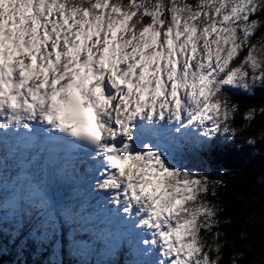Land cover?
Returning <instances> with one entry per match:
<instances>
[{"label":"snow or ice","instance_id":"snow-or-ice-1","mask_svg":"<svg viewBox=\"0 0 264 264\" xmlns=\"http://www.w3.org/2000/svg\"><path fill=\"white\" fill-rule=\"evenodd\" d=\"M261 87L264 0H0V235L29 224L49 264L65 229L75 264H221L220 181L178 155L233 139L229 92Z\"/></svg>","mask_w":264,"mask_h":264},{"label":"trees","instance_id":"trees-1","mask_svg":"<svg viewBox=\"0 0 264 264\" xmlns=\"http://www.w3.org/2000/svg\"><path fill=\"white\" fill-rule=\"evenodd\" d=\"M233 101L238 102L240 111L236 114L233 127L237 129L231 140L219 138L204 152H184L178 155L179 162L186 168L204 173L216 185L217 203L224 207L223 227L227 241L221 264H230L233 253H243L238 264H264V87L253 94L229 92ZM254 107L256 117L251 123L243 119V112ZM254 143H249V139ZM30 225L25 224L19 237L13 240L0 235V264H49L53 259L50 246L34 241L29 236ZM59 249L63 264H75L67 251V230ZM23 246L22 255L18 247ZM118 260L123 261V256Z\"/></svg>","mask_w":264,"mask_h":264}]
</instances>
